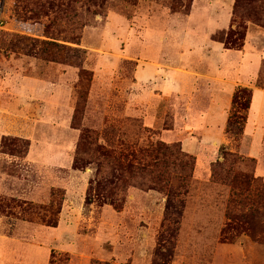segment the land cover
<instances>
[{"label": "rangeland", "instance_id": "374dc122", "mask_svg": "<svg viewBox=\"0 0 264 264\" xmlns=\"http://www.w3.org/2000/svg\"><path fill=\"white\" fill-rule=\"evenodd\" d=\"M190 1L108 0L93 15L62 0L54 19L30 16L28 0H0V264H264L263 94L248 114L251 90L238 89L228 141L195 156L178 134L199 132L205 87L184 81L166 103L162 86L169 72L205 74L209 51L250 80L264 27L234 18L236 0ZM42 41L57 44L47 57Z\"/></svg>", "mask_w": 264, "mask_h": 264}, {"label": "crops", "instance_id": "0c3cea01", "mask_svg": "<svg viewBox=\"0 0 264 264\" xmlns=\"http://www.w3.org/2000/svg\"><path fill=\"white\" fill-rule=\"evenodd\" d=\"M192 15H193V12H192L191 16L187 17L186 22H188L189 20H192ZM187 24L185 27H187V28L190 27V23H187ZM222 29H220V30H222ZM250 30L251 29L249 28L247 31L246 40H247V36H248V33L250 32ZM216 31H218V30H216ZM214 33L205 34L206 35L205 40L209 39L213 44L220 45V47H221L222 46L221 43H218V42L211 40V37H212V35H214ZM168 36L170 38L177 37L178 33L176 32L174 34H169ZM215 45H213V46H214V48L217 49V46H215ZM211 53H212V51H209L208 59H205V60L203 59L204 61H206V63H209L207 66V67H209V71H206V73L200 75V77H195V76H193V77H188V76L181 77V75H176V74H173L171 72H169V74L167 76H162V77L166 78V84H167L166 86H164L165 83H163V85H162L163 87H165L163 94H166L168 92V96H167V98H165L166 103H168L170 100L173 101L172 96L177 97L178 91H177V89H175V87L176 86H182L184 81L187 83L192 81L191 83H193V85L195 83L199 82L200 85L205 87L204 90L206 91L208 98H207V102L205 104L206 105L205 111L203 112V109H202L203 113H201L202 115H200V122L198 123L199 124V129H198L199 132L196 134L195 130L185 128L184 131H181V133L178 134L179 136H182V135L184 136V134L186 135L183 138V140L181 141L183 150L185 152L192 154V155H195V156H197V154L195 153V150L199 151V152L201 150L204 151L205 146L208 147V146H212V145H216V144H222L224 146V143L227 140L226 139L227 135L225 134L224 129H225V126L227 124L228 113H229V110H230L231 104H232V97L238 89L247 88V89L251 90V100H250V105H249V109H248V114H250V112H251L250 110L253 108V102H254L255 94L261 93L264 96V88H259V87L255 86V83H256L257 78H258V73L260 71V67L264 62L263 57L259 61V66H258L257 70L252 73V78L250 80H246V81L242 80L241 81L240 80L239 65H237V67H236L233 64H231V65H228L227 63L224 64L222 59H220V58L217 59V61H214L211 58ZM262 53L264 54V51H262L261 54ZM221 70H225V71L230 72L231 78L228 75H224ZM156 72H157L156 70L152 71L151 75H148L149 74L148 72L144 73V74L142 73L143 77L139 73V80L141 78H143V79L149 78V76H150V78H154V77H156V74H157ZM211 85H212L213 89H210ZM169 90H171V91H169ZM155 95H159V93L155 94ZM220 97H222V99H223L222 102L219 100ZM174 101H176V100H174ZM220 102H221V105H220ZM144 108L151 109V110L154 109L149 104H147V107H144ZM221 109L223 111L225 109V115H223V119H220L218 117V110H221ZM263 109H264V107H260L259 108L260 112H262ZM156 118H158V117H155V119L154 118L152 119L148 116H143L144 121L151 123L153 126H154L155 122H157L155 125H163V121L158 122ZM247 122H248V118H247ZM246 124L243 127L242 137L245 136L244 133H245ZM169 132L172 133L174 131H169ZM176 135H174V136H176ZM261 136H262L261 139L263 141L264 130H262ZM242 137H241V139H242ZM253 138H254V136H253ZM241 139L239 141V145H240ZM217 140L219 142H217ZM204 153H206V152H204ZM244 156H247L250 158H255L254 156L250 155L249 153L244 155Z\"/></svg>", "mask_w": 264, "mask_h": 264}, {"label": "trees", "instance_id": "16d2710c", "mask_svg": "<svg viewBox=\"0 0 264 264\" xmlns=\"http://www.w3.org/2000/svg\"><path fill=\"white\" fill-rule=\"evenodd\" d=\"M28 1H29V3H32V4H30L31 7H29V8L24 7V10L28 11L30 13V16L39 17V18H50V17H55L56 15H58V13L60 14V7H59V5H56L55 2L56 1H62V0H28ZM67 1H72L77 5H81L80 9H81L83 14L90 13L93 15H97V14L104 15L105 14L104 13L105 5H106L108 0H67ZM122 1H130V0H122ZM38 2H41L42 4L34 5L35 3H38ZM176 2L180 3V6H182L181 3H184L185 5L183 7L187 8L189 6V2H191V1L190 0H173V4ZM249 3H250V0H236L234 7H233V17L237 18V19H239V17H240V19L242 17H244V19H246L247 21H249L253 24H257L261 27H264V9H262L260 7L261 10L255 11V10L245 8L244 6H247V4H249ZM84 7H85V9H84ZM241 9L243 11H241ZM63 11H64L63 13H65V8L63 9ZM54 19H56V17ZM83 28H84V24L80 23L78 26V30H81ZM233 35H235V36H233ZM237 35H238V37H237ZM229 36H233L234 38H236L238 40H243L245 38V32H243L242 34L241 33H239V34L232 33L231 35L230 34L226 35L227 38ZM41 44L42 45H41L40 51L42 53V56H44V57L48 56L47 50L51 46H54V47L57 46L56 43L48 42V41L47 42L42 41ZM76 44L79 45L78 43H76ZM244 91H246V90H244ZM246 92L248 93L249 96H248L247 100H245L246 104H244V106H243V109H245V110L249 108L250 100H251V94L249 93L250 91L249 92L246 91ZM236 99H238V93L234 94V96H233V100L236 101ZM230 125L232 126V124H230ZM231 126H229V127H231ZM227 130H228V128H227ZM238 132L241 133L242 132L241 129H239ZM23 143H25V142H23ZM3 144L4 143L2 142L1 146H3ZM25 144L27 146H29L28 143H25ZM181 147H182V144L180 143V148ZM167 150L168 149H165V151H167ZM171 151H173V148L171 149ZM129 158H130V156H129ZM132 159H133V156H131V160ZM190 159H192V158H190ZM116 167L120 171L129 173L132 170L133 165L131 164V162H127L125 164L118 162V163H116ZM212 173H213V170H212Z\"/></svg>", "mask_w": 264, "mask_h": 264}, {"label": "built area", "instance_id": "2783aa9c", "mask_svg": "<svg viewBox=\"0 0 264 264\" xmlns=\"http://www.w3.org/2000/svg\"><path fill=\"white\" fill-rule=\"evenodd\" d=\"M3 6H4L3 3L0 2V30L4 26V21H3V17H2Z\"/></svg>", "mask_w": 264, "mask_h": 264}]
</instances>
